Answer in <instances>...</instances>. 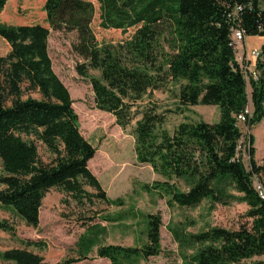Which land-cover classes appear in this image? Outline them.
Instances as JSON below:
<instances>
[{
    "label": "trees",
    "instance_id": "obj_1",
    "mask_svg": "<svg viewBox=\"0 0 264 264\" xmlns=\"http://www.w3.org/2000/svg\"><path fill=\"white\" fill-rule=\"evenodd\" d=\"M7 1L0 0V13ZM96 11L99 29L130 34L99 41L93 28ZM43 12L46 24L0 23V38L10 48L17 81L8 100L0 89V204L33 228L39 224L42 200L52 188L80 206L93 198L122 204L120 198L106 196L90 170L88 162L96 147L81 133L69 91L52 68L50 32H72V51L80 59L75 71L89 82L96 108L111 114L122 129L132 127L136 160L150 165L163 179L144 189L167 197L169 207L194 208L203 201L211 207L232 202L247 206L234 229L214 226L197 233L172 229L183 264H249L253 257L264 255V198L252 181L262 174L263 166L253 159L251 137L250 169L244 166L237 125L241 114L248 126L264 122L262 1L44 0ZM235 28L246 37L263 38L255 59L256 77L236 59ZM247 83L251 114L245 113ZM174 86L173 108H162L153 100L155 91L172 93ZM25 91L37 92L40 98H22ZM197 105L216 106L218 121L186 119L173 132L164 127L169 114H185ZM39 143L51 155L48 161L40 157ZM145 220L143 245H99L96 256L111 264H134L159 255L162 217L149 213ZM0 229L22 246L0 250V261L47 264L34 251L45 248V241L19 238L15 228L1 219ZM85 232L76 242L77 257L62 264L87 259L105 227L94 224Z\"/></svg>",
    "mask_w": 264,
    "mask_h": 264
},
{
    "label": "rangeland",
    "instance_id": "obj_2",
    "mask_svg": "<svg viewBox=\"0 0 264 264\" xmlns=\"http://www.w3.org/2000/svg\"><path fill=\"white\" fill-rule=\"evenodd\" d=\"M261 1L264 7V0ZM43 2L44 0H8L0 13V23L8 25L46 24ZM93 28L99 41H116L128 36L131 32L121 34L117 30L99 29L97 11ZM260 39L261 37L254 36L249 43L258 46ZM74 41L75 33L50 32L48 54L52 68L69 91L81 133L96 147L94 157L88 162L90 170L100 182L106 196L109 199L120 198L122 204L112 205L93 198L91 203L80 206L60 189L52 188L42 200L39 224L36 228L27 226L8 207L1 204L0 219L11 224L19 238L45 241V248L34 249V251L40 254L47 264H62L68 258L77 257L74 249L79 237L86 233L88 226L100 224L105 227V232L99 237L97 245L91 249L88 258L71 264H111L109 260L96 256L97 246L143 245L146 242L145 216L149 213H160L162 252L145 260L140 259L134 264H183L179 256L178 245L170 232L172 229L185 230L188 233H197L214 226L234 229L239 226L241 216L247 210V206L243 202H232L229 205L217 204L211 207L208 201H203L194 208L176 205L169 207L166 202L167 197H161L154 191L144 189V185H150L154 181L163 179L152 170L150 165L139 163L136 160L132 127L122 129L115 123L111 114L96 108L89 82L75 71V65L80 59L72 51ZM235 47L238 61L243 69L254 72V67L244 68L246 62L244 38L236 43ZM250 56L253 57L251 52ZM90 74L96 77L99 75L97 71H91ZM246 80L248 81L247 78ZM16 85L15 72L11 66L10 48L0 38V89L7 100ZM176 91L177 86L172 88V93L155 91L153 100L158 102L162 108H173L176 103ZM246 91L249 99L248 111L251 114V89L248 83ZM29 96L40 98L37 92L28 91L24 92L22 98ZM219 115V109L216 106L199 105L192 107L191 111L185 114H169L164 127L169 132H173L176 126L186 119L191 121L202 119L208 123H214L218 121ZM237 125L242 133L239 142L241 160L249 170L248 139L251 137L253 159L257 165L263 166L262 174L254 175L252 181L255 187L260 186L264 190V122L260 121L253 126H248L244 121H238ZM38 152L44 161L51 158L49 152L40 143ZM85 189L96 193L88 186ZM108 217L119 220L116 222L104 220ZM15 247L22 246L9 233L0 229V250ZM257 261L264 262V255L253 257L249 264ZM0 264L12 263L0 261Z\"/></svg>",
    "mask_w": 264,
    "mask_h": 264
},
{
    "label": "built area",
    "instance_id": "obj_3",
    "mask_svg": "<svg viewBox=\"0 0 264 264\" xmlns=\"http://www.w3.org/2000/svg\"><path fill=\"white\" fill-rule=\"evenodd\" d=\"M238 9H239V7H236L235 11H237ZM243 38H244V33L242 32V30H240L239 28H235L232 30V40H233L234 44L238 43ZM251 55L256 58L259 55V51L252 50ZM252 73H253V76L256 77V74L254 72H252ZM245 113L249 114L248 109L245 110ZM244 119H245L244 114L243 115L241 114L238 116V121H244ZM255 188H256L257 192L259 193L260 197L264 198V190L260 186H257Z\"/></svg>",
    "mask_w": 264,
    "mask_h": 264
},
{
    "label": "crops",
    "instance_id": "obj_4",
    "mask_svg": "<svg viewBox=\"0 0 264 264\" xmlns=\"http://www.w3.org/2000/svg\"><path fill=\"white\" fill-rule=\"evenodd\" d=\"M252 38H254V37H246V36H244V50H246V52L244 53V50H243L242 54L244 53V59L246 61L245 62V65H244V68L245 69H247V68L249 69V68L254 67V65H255V58H253V57L250 56V52L252 50L259 51L260 50V47H261V44L263 43V38L261 37L260 43L258 44V46H253V45H251L249 43L252 40ZM236 59L238 61L237 55H236ZM253 70H254V68H253ZM250 72H252V71H250ZM197 106H199V105H197Z\"/></svg>",
    "mask_w": 264,
    "mask_h": 264
}]
</instances>
